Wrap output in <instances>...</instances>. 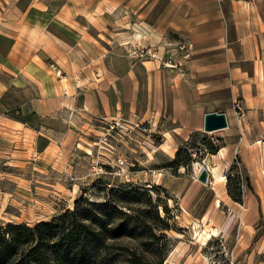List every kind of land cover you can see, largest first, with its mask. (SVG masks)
I'll use <instances>...</instances> for the list:
<instances>
[{"label":"rangeland","instance_id":"rangeland-1","mask_svg":"<svg viewBox=\"0 0 264 264\" xmlns=\"http://www.w3.org/2000/svg\"><path fill=\"white\" fill-rule=\"evenodd\" d=\"M23 45L15 59L0 56V229L44 221L57 231L80 230L85 223L94 234L85 264H264L261 140L246 153L236 146L221 164L226 129L201 127L181 140L177 164H156L141 146L146 132L135 124L144 120L136 106L111 117L84 111L80 100L61 96L63 87L72 93L66 77L58 81L61 69L46 57L31 60ZM117 118L120 126L110 129ZM213 163L221 164L224 183L197 178ZM219 198L241 211L248 199L259 207L254 232L238 244L239 216L227 240L216 230L202 244L200 234L223 219L220 209L234 211Z\"/></svg>","mask_w":264,"mask_h":264},{"label":"crops","instance_id":"crops-1","mask_svg":"<svg viewBox=\"0 0 264 264\" xmlns=\"http://www.w3.org/2000/svg\"><path fill=\"white\" fill-rule=\"evenodd\" d=\"M0 34L11 39L0 56L15 59L22 40L25 56L61 69L58 81L66 77L72 87L61 96L80 100L84 111L110 116L136 106L150 129L141 146L156 164L169 166L175 155L163 140L175 151L208 110L227 120L221 164L236 146L246 153L254 138L264 140V0H0ZM204 165L211 183L222 181L219 164ZM222 200L234 211L220 209L223 219L211 228L227 240L239 216L238 244L254 232L259 207L248 199L241 211Z\"/></svg>","mask_w":264,"mask_h":264},{"label":"trees","instance_id":"trees-1","mask_svg":"<svg viewBox=\"0 0 264 264\" xmlns=\"http://www.w3.org/2000/svg\"><path fill=\"white\" fill-rule=\"evenodd\" d=\"M0 42L8 47L11 39L0 34ZM177 150L170 162L178 160ZM177 164V162L175 163ZM240 192H238V197ZM82 229L74 227L57 231L56 226L44 221L32 226L25 223H8L0 229V264H85L86 243L92 240L87 224Z\"/></svg>","mask_w":264,"mask_h":264},{"label":"water","instance_id":"water-1","mask_svg":"<svg viewBox=\"0 0 264 264\" xmlns=\"http://www.w3.org/2000/svg\"><path fill=\"white\" fill-rule=\"evenodd\" d=\"M227 125V120L224 111L210 110L204 113L203 118V129L205 131H212L223 128ZM263 166H264V140H263ZM197 178L202 182L208 180V170L205 167H202L198 174Z\"/></svg>","mask_w":264,"mask_h":264},{"label":"built area","instance_id":"built-area-1","mask_svg":"<svg viewBox=\"0 0 264 264\" xmlns=\"http://www.w3.org/2000/svg\"><path fill=\"white\" fill-rule=\"evenodd\" d=\"M139 51L142 53H148L149 52L148 49H144V48H139ZM150 54H153V53H150ZM233 105H234L238 114H243V105L241 104V102L238 99L233 101ZM119 120H120V118L119 119L117 118L114 120V122L109 124L110 129H113L114 127H119L120 123L122 122ZM135 124L137 125V127L139 129H141L142 131H145L146 133H148L150 130L149 126L147 125V121H145V120L136 121Z\"/></svg>","mask_w":264,"mask_h":264},{"label":"bare ground","instance_id":"bare-ground-1","mask_svg":"<svg viewBox=\"0 0 264 264\" xmlns=\"http://www.w3.org/2000/svg\"><path fill=\"white\" fill-rule=\"evenodd\" d=\"M203 167H205V165L203 166ZM206 168V167H205ZM210 168V167H209ZM222 177V176H221ZM226 179H225V176H224V178L222 177V181H225ZM213 181V180H212ZM208 182H210V180H208ZM216 229H212L211 231H203L201 234H200V239H201V241H202V244H205L206 243V239H209L210 238V235H212V234H215L216 232ZM217 234V233H216Z\"/></svg>","mask_w":264,"mask_h":264}]
</instances>
